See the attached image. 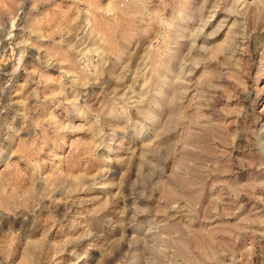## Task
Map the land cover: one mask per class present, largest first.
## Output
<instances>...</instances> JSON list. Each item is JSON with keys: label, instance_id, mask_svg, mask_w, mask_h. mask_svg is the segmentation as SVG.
I'll return each mask as SVG.
<instances>
[{"label": "clouds", "instance_id": "clouds-1", "mask_svg": "<svg viewBox=\"0 0 264 264\" xmlns=\"http://www.w3.org/2000/svg\"><path fill=\"white\" fill-rule=\"evenodd\" d=\"M25 2L13 0L16 15L12 24L24 13L26 32L39 40L60 35L54 46H62L65 33L71 35L67 28L58 27L45 35L27 26L32 12L50 0H32L27 12ZM110 2L124 17H140L141 23L145 16L155 18L148 12L149 0ZM207 3L203 0L193 13L199 19L195 30L186 34L192 41L187 54L183 42L174 51L168 42V31L180 17L160 21V43L150 50L151 63L145 60L134 80L138 89L108 91L110 72L101 86L110 56L103 40L94 41L88 53L69 45V52L78 53L74 61L52 49H38L44 52L43 57H35L40 66L45 71L58 68L59 76L33 69L29 82L36 88L22 99L0 106V169L18 172L13 162L18 158L26 161L28 172L22 185H14L0 174V264H41L45 257L48 264H63L58 257L65 255L67 264H240L235 249L252 230L248 226L259 225L257 234L264 239L262 218L207 226L233 215L229 208L242 210L243 198L264 205V195H257L258 190L264 193V108L259 113L256 110L264 88L250 90L245 79L249 75L245 57L251 58L249 21L253 32L264 23V0H231L225 11L229 19H236L224 42L215 46L209 41L217 30H205L219 9L205 19ZM75 4L91 6L90 0H75ZM198 37L204 43L197 45ZM7 38L11 39V33ZM253 43L254 51L261 52L258 80L264 76V34L256 32ZM22 44L36 47L30 38ZM192 51L203 55L193 58ZM226 52L231 55L220 60ZM25 55L22 51L13 74ZM212 62L214 67L209 70ZM201 65L205 71L196 77ZM37 75L40 79H33ZM48 83L58 88L49 89ZM41 85L44 93L39 90ZM193 89L194 95L189 97ZM3 92L0 87V95ZM31 100L36 104L30 107ZM47 101L63 106L67 115L45 117L40 109ZM233 101L236 105L229 107ZM8 109L12 114L5 118ZM190 110H194L191 115ZM36 140L49 143L47 166L38 158L42 148L27 155L21 152ZM66 150L73 158L87 157L91 168L65 172ZM209 185L213 192H220L204 202ZM253 254L249 246L239 256L250 264ZM255 254L264 258V248Z\"/></svg>", "mask_w": 264, "mask_h": 264}, {"label": "rangeland", "instance_id": "rangeland-1", "mask_svg": "<svg viewBox=\"0 0 264 264\" xmlns=\"http://www.w3.org/2000/svg\"><path fill=\"white\" fill-rule=\"evenodd\" d=\"M20 0H14V3L18 4ZM250 2V0H249ZM13 0H0V60H7V63H0V87L4 88V92L0 95V106L12 104L14 101L22 99L27 96L33 88H36L35 83L29 82L30 73L33 69H37L41 74L51 77L59 76V70L48 69L45 71L40 66L39 61L36 60V56H44V52L38 51V49H52L54 52H60L66 54V58L70 61H74L78 55L76 51L69 52V45H75L77 49L84 48L86 53L92 49L99 40H103L104 49L110 53L109 66L105 70V76L101 80V86L104 85V81L108 79V73L112 74V79L108 86V91L114 90L119 87L121 91L128 87L135 86L137 89L139 85H134V80L137 78V74L141 68L144 67L145 60L151 63L148 59L150 56V50L157 47L160 43V36L162 32V24L160 21L165 23L172 22L173 16H179L180 19L173 23V27L168 31V42L169 46L172 47L173 51L175 48L183 42L184 53L187 54L191 48L192 41L188 39L186 34H190L195 30L198 22V15L194 16L193 13L200 8L203 4V0H149L148 12L154 13L155 18L143 17V23H141L140 17H124L121 13L114 11L110 0H90V5L80 4L76 5L75 0H50L48 3H41L38 10L33 11L31 16L28 18L27 26L35 27L41 33L48 35L54 32L58 27L67 28L71 35L65 33L66 42L60 46H54V40L59 41L60 35H57L50 39L39 40L36 36H31L29 32L25 31V15L20 14V19L15 21V25L12 24L11 18L16 15V8ZM32 0H26L23 7L25 12L31 7ZM7 5V7H4ZM231 5V0H208L206 7L203 9L204 18L206 19L213 10L218 7L219 10L215 11V18L206 28L207 32H212L214 29L217 30V34L209 41L210 46L220 45L227 38L229 28L236 19V17L228 18V14L225 11L227 7ZM134 11V10H133ZM227 20V24H221V21ZM72 21L76 23L73 24ZM219 26V27H218ZM254 25L249 21L248 31L252 34V39L248 42V51L250 59L245 57V61L248 65L247 71L249 75L245 77L247 80L250 90L255 87L264 88V76H260L257 80L258 73L261 67V52L254 51L256 32L264 34V23L255 26V32H253ZM84 30H81V29ZM147 30V35L144 34ZM9 33H11V39H8ZM94 33V35H93ZM31 40V43L36 47L25 46L22 41L25 39ZM99 38V39H97ZM196 44L204 43L203 37L196 39ZM19 45V46H18ZM87 45V47H84ZM26 52L23 57L22 64L20 65L19 71L13 74V68L16 66L17 61L21 55V52ZM203 55L192 51V57L199 59ZM231 55L230 52H226L224 56L219 59L226 61ZM115 62V63H114ZM68 68L69 65H64ZM214 67V62L210 63L209 70ZM131 69V74H129ZM205 71L204 65H201L196 70V77L202 75ZM151 74V73H149ZM193 77L192 79H195ZM33 79L39 80L40 76L37 75ZM143 80V77H139ZM119 80V83L117 82ZM27 84V87L21 92L23 85ZM231 89L232 82H229ZM47 88L56 90L58 86L54 83H48ZM45 86L41 85L40 91L44 93ZM97 91H100V86H97ZM195 89L188 93L189 97L193 96ZM18 93H21L18 95ZM255 99V93H253ZM101 99L103 94L101 93ZM225 103H227L225 101ZM36 104L35 100L29 102V106ZM236 102L233 101L229 107H234ZM15 107V105H13ZM264 108V95H261L256 100V110L259 113ZM194 110H190V115ZM40 112L46 115L52 114L57 115L61 119L67 113H63V106L56 107L51 101L44 102ZM12 109H8L4 112L5 118H10ZM44 118V117H41ZM19 123V121L17 122ZM195 140L193 143L195 144ZM16 146L20 147V140L17 139ZM37 148H42L39 152V159L45 161L47 166L48 158L47 152L49 143L47 140L41 141L36 140L34 144L24 146L21 148V152L25 155L34 153ZM13 162L17 164L19 171L9 173L0 169V174L9 180L14 185H22L25 181V177L28 172L25 170L26 161H21L18 158H13ZM59 163V161H58ZM91 163L88 158L83 159L73 158L68 155L67 150L65 151V163L63 170L67 172L69 169L73 170V173L79 172L84 169H90ZM264 178V177H262ZM224 179H227L226 177ZM243 180V175L241 176ZM219 189L215 192L211 190V187H207L204 193V202L211 199L213 195H218ZM257 195H264L259 190ZM242 202L245 207L239 212H235L234 208H229L233 215L223 218L220 221L213 220L207 226L211 227L216 223H223L225 225L236 224L241 219H264V205L259 204L255 200H247L243 198ZM251 231L245 233L241 237V242L237 244L236 251L238 253L237 259L240 264H244V260L241 259L239 253L244 248L251 246L254 249V254L250 264H264V258H261L255 253H259L261 248H264V239H261L257 234L261 231L259 225H249ZM56 235V229H53L52 236ZM51 239V237H50ZM48 257L42 259L41 264H48ZM63 261V264H67L68 257L65 255L63 258H59Z\"/></svg>", "mask_w": 264, "mask_h": 264}]
</instances>
